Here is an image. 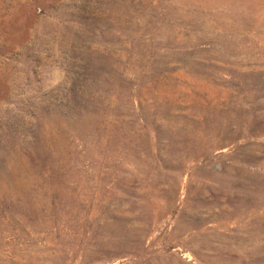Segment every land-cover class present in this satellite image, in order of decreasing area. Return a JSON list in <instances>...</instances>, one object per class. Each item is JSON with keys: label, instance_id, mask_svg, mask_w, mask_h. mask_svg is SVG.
I'll list each match as a JSON object with an SVG mask.
<instances>
[{"label": "rangeland", "instance_id": "1", "mask_svg": "<svg viewBox=\"0 0 264 264\" xmlns=\"http://www.w3.org/2000/svg\"><path fill=\"white\" fill-rule=\"evenodd\" d=\"M0 264H264V0H0Z\"/></svg>", "mask_w": 264, "mask_h": 264}]
</instances>
